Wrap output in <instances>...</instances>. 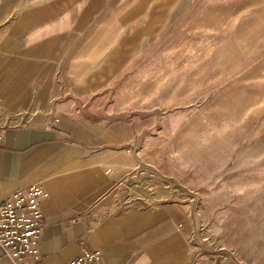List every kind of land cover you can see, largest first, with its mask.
<instances>
[{"label":"crops","instance_id":"obj_1","mask_svg":"<svg viewBox=\"0 0 264 264\" xmlns=\"http://www.w3.org/2000/svg\"><path fill=\"white\" fill-rule=\"evenodd\" d=\"M174 3L0 0V200L34 184L47 193L40 258L27 264H68L84 250L98 252V264H264L256 247L264 242L240 231L264 228L252 224L264 211L253 209L249 183L264 180L253 153L264 150V135L252 140L254 126L235 128L233 147L246 154L229 178L227 163L215 162L211 176L204 159L202 173L189 174L174 172V157L141 155L149 139L151 149L174 147L164 134L175 122L158 125V92L147 107L137 91L144 38L158 7ZM213 177L231 187L202 189Z\"/></svg>","mask_w":264,"mask_h":264},{"label":"rangeland","instance_id":"obj_2","mask_svg":"<svg viewBox=\"0 0 264 264\" xmlns=\"http://www.w3.org/2000/svg\"><path fill=\"white\" fill-rule=\"evenodd\" d=\"M175 1L174 5L158 7L160 20L144 38L143 84L137 86L143 94V106L149 107L151 92H158V125L168 119L175 122L174 132L164 134L174 147L151 149L149 139L144 144L148 149L141 155L148 160L158 155L174 157V172L189 174L202 173L204 166L199 162L204 159L211 176L220 172L214 170L215 162L227 163L224 173L229 178L236 166L231 164L246 154L245 149L233 147L239 136L236 126H254L252 140L264 135V0ZM154 71L158 83L152 85ZM125 87L128 93L135 92L133 82ZM136 103L127 100V105ZM255 151L260 156L257 170L262 168L264 150ZM249 183L256 190L253 209H262L264 180ZM231 184L213 177L201 188L218 190ZM218 199L223 204L230 202L224 197H212L211 201ZM252 221L256 225L264 222V211L255 212ZM240 231L246 233L243 239L253 233L261 240L257 243L264 242V228ZM232 233L226 231L229 236ZM256 247L261 250L264 245Z\"/></svg>","mask_w":264,"mask_h":264},{"label":"built area","instance_id":"obj_3","mask_svg":"<svg viewBox=\"0 0 264 264\" xmlns=\"http://www.w3.org/2000/svg\"><path fill=\"white\" fill-rule=\"evenodd\" d=\"M2 135L0 134V145ZM47 193L41 185L34 184L19 189L0 200V257L16 264L38 261V241L42 229L41 204ZM99 253L84 250L68 264H98Z\"/></svg>","mask_w":264,"mask_h":264}]
</instances>
